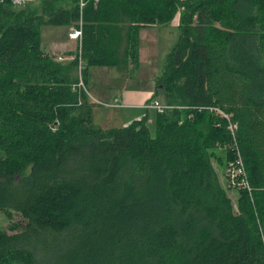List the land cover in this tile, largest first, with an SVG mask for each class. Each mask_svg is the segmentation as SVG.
I'll return each mask as SVG.
<instances>
[{
    "label": "trees",
    "instance_id": "trees-1",
    "mask_svg": "<svg viewBox=\"0 0 264 264\" xmlns=\"http://www.w3.org/2000/svg\"><path fill=\"white\" fill-rule=\"evenodd\" d=\"M57 1L0 0V264H264V0ZM177 11L156 89L173 107L95 125L89 68L138 65L140 29ZM80 21L71 59L42 47V25Z\"/></svg>",
    "mask_w": 264,
    "mask_h": 264
},
{
    "label": "rangeland",
    "instance_id": "rangeland-1",
    "mask_svg": "<svg viewBox=\"0 0 264 264\" xmlns=\"http://www.w3.org/2000/svg\"><path fill=\"white\" fill-rule=\"evenodd\" d=\"M14 3L18 6L20 4L31 5L32 8H36L37 12H39L43 0H22L20 2L14 0ZM68 4H71V0H58L56 2V7H67ZM179 16L180 12L177 11L167 24L156 25V27L148 29V31H152V35L148 39V41L151 42V46L146 45L147 40L142 41L141 45H143V47L145 45V51L143 50L144 52L142 54V63L138 62L137 65L134 60H131L128 68L126 67L122 72H119L115 67H103V71L100 72L101 76L98 74L100 69L92 67L89 69L86 88L98 97L111 95V101L104 100L106 103L112 102L113 97H116L118 102L124 103V92L126 93L128 91L131 93L135 92L134 95H130V99L134 103L145 102L153 93L156 94L158 76L165 65L168 53L178 38ZM74 28V26L42 25L40 28L42 47L47 50L51 49L64 59H71L79 50V39L69 36ZM148 56L150 58H148ZM77 75L78 78H83L82 74L80 75V70L77 71ZM158 91L161 90L158 89ZM136 92H139V94ZM87 95L91 101L98 103L93 108V123L100 126L102 129L127 125L131 120L147 113L146 111L144 113V109H137L135 106H129V108H113V104H101L98 100H94L88 92ZM160 97V99H156L161 103H165V99L161 94ZM148 113L154 117L155 111L151 110L148 111ZM148 127L150 133L154 135L153 120L149 121ZM217 152L223 154L222 152H224V149H219ZM215 166L218 168L216 169L218 170L221 183L226 188L231 198L235 200L238 193L237 190L233 188L232 184H227L225 166L219 165L216 161ZM16 218L17 216H14L13 220L15 221ZM11 223L12 220H9L0 212V228L8 230ZM8 232L12 233L10 230Z\"/></svg>",
    "mask_w": 264,
    "mask_h": 264
},
{
    "label": "built area",
    "instance_id": "built-area-1",
    "mask_svg": "<svg viewBox=\"0 0 264 264\" xmlns=\"http://www.w3.org/2000/svg\"><path fill=\"white\" fill-rule=\"evenodd\" d=\"M17 2H20L22 0H16ZM94 2H96L97 0H93ZM79 2V9L80 12L82 11V8L85 5L86 0H78ZM71 38H77L81 39V21L79 22V27H75L72 32L69 35ZM59 59H62L61 56L58 57ZM80 84L83 85V82L80 81ZM101 104H105V105H109V103L106 102H101L98 101ZM147 109H154L157 112H164L165 110L173 107L171 105H168L166 103H161L158 99L153 98L151 100H149L147 103H145L144 105ZM211 110H214L217 114L222 115L224 118H226V120L228 121L227 124V128L230 131V134L233 138V141H235V131L237 128L236 123L231 122L230 120V114L224 112L223 110H221L220 108L217 107H210ZM236 150H237V158L235 160V164L231 163V168L228 169V171L230 172V177H231V183L232 184H240L243 186H248V181L246 180V175H245V171L243 168V164H242V160H241V156L240 153L238 152V148L236 143L234 144Z\"/></svg>",
    "mask_w": 264,
    "mask_h": 264
},
{
    "label": "crops",
    "instance_id": "crops-1",
    "mask_svg": "<svg viewBox=\"0 0 264 264\" xmlns=\"http://www.w3.org/2000/svg\"><path fill=\"white\" fill-rule=\"evenodd\" d=\"M147 27H150V28H147ZM151 27H156V25L155 24H153V25H148V26H144V27H142L141 29H140V32H139V38H140V46H139V56H138V62H140V63H142V54H143V52L145 51V45H144V47H143V45H141V43H142V41L143 40H147V42H146V45L147 46H151V42L150 41H148V39L150 38V36L152 35L151 34V32L152 31H148V29H152ZM144 50V51H143ZM152 54V53H151ZM150 54V55H151ZM147 58V57H146ZM148 58H150L149 56H148ZM147 58V59H148ZM165 66V65H164ZM92 67H97L98 69H100L99 70V72H98V74L101 76V73L100 72H102L103 71V67H114V66H98V65H95V66H91L90 68H92ZM89 68V69H90ZM164 68V67H163ZM163 70V69H162ZM105 71V70H104ZM162 72V71H161ZM88 73H89V71H88ZM87 79H88V75H87ZM87 92L89 93V95L94 99V100H98V101H101V102H105L104 100H106V101H111V95H107V96H100V97H98L97 95H95L92 91H89L88 89H87ZM134 93L135 92H130V91H128V92H124V94H125V102L124 103H120V102H118V99L116 98V97H113V100H112V102H108L109 104H113L112 106H113V108H118V107H128L129 108V106H135V107H137V109H144V113H145V111L147 112V110L148 111H151V110H153V111H155L154 109H147L144 105H145V103L146 102H148L149 100H151V99H153V98H161L160 97V95H156V94H154L153 93V95L151 96V97H149L145 102H142V103H134V102H132L131 101V99H130V95H134ZM137 94H139V92H136ZM151 98V99H150ZM145 115V114H144ZM144 115H142V116H144ZM142 116H140V117H136L135 119H139V118H141ZM134 120V119H133ZM132 121V120H131Z\"/></svg>",
    "mask_w": 264,
    "mask_h": 264
}]
</instances>
